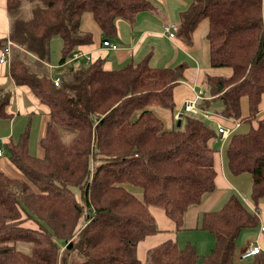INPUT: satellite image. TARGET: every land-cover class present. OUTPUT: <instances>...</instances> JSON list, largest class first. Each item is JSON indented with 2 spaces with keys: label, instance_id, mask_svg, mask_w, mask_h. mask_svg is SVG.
Wrapping results in <instances>:
<instances>
[{
  "label": "trees",
  "instance_id": "obj_1",
  "mask_svg": "<svg viewBox=\"0 0 264 264\" xmlns=\"http://www.w3.org/2000/svg\"><path fill=\"white\" fill-rule=\"evenodd\" d=\"M151 7L149 0H7L10 31L0 49L12 41L10 76L48 107V119L41 156L30 153L28 128L2 145L21 176L0 168V264H143L138 243L159 231L150 206L162 208L179 231L186 211L215 190L218 128L204 115L185 113L176 120L179 126L167 129L152 109L168 108L175 116L174 89L184 65L154 68L149 56L118 69H106L100 58L86 66L69 61L93 42L81 28L85 13L93 14L104 41L117 35L118 19L133 21ZM206 18L210 64L232 73L207 74L214 98L199 106L210 110L220 100L221 112L213 113L251 122L264 98V0H191L179 34L191 40ZM55 35L63 45L59 65L51 68ZM11 98L10 91L0 92V117L11 116ZM227 139L228 168L251 175L258 210L264 117ZM243 199L232 194L221 208L203 214L201 228L215 236L208 254L201 257L193 242L180 247L167 239L148 250L146 264H264V252L237 257L240 233L260 222L259 210Z\"/></svg>",
  "mask_w": 264,
  "mask_h": 264
},
{
  "label": "crops",
  "instance_id": "obj_2",
  "mask_svg": "<svg viewBox=\"0 0 264 264\" xmlns=\"http://www.w3.org/2000/svg\"><path fill=\"white\" fill-rule=\"evenodd\" d=\"M149 1L152 7L140 11L133 21L126 19L117 20L118 33L114 38H110L111 42L118 45L116 50L109 49L103 45L104 34L100 26L94 19L92 13H85L83 15L81 28L83 31L92 33L93 42L80 46L79 50L87 56H91V61L98 58L103 59L106 69H118L128 63L139 62L147 56H149L150 65L154 68L184 65V77L174 89V98L177 103L175 109L177 112L181 110L182 103L185 100L194 97L195 91L197 90H203L207 98H214V95L209 93V89L205 84L206 75L227 77L231 75L232 70L229 67H212L210 64L209 42L207 39V30L209 27L208 19H203L197 24L190 38L191 40L188 41L179 34V26L181 13L189 7L191 0ZM6 2L7 0H0V39L8 38L10 31V21L6 9ZM167 24H174V37H171L165 31V26ZM196 35H198L199 39L203 37L201 44L196 40ZM62 45V39L57 35L53 36L51 38V54L56 56V50H59L61 54ZM53 48H55V53L54 51L52 52ZM80 60L84 61L83 66L89 64L86 62L85 57H82ZM160 62H163L162 64L164 65H159ZM58 65L59 63L51 62L50 58L51 68ZM1 91H10L12 98L8 106V111L11 113V116L5 118L0 117V147L3 149V154L0 156V168L11 176L20 177L21 173L16 166L10 162L7 156V150L2 145H6L11 141H17L21 134L28 128L30 153L33 156H41L42 148L40 146V140L46 129L48 107L41 103L29 87L15 84L9 73V65L2 63H0V92ZM263 110L264 98L261 102V111ZM154 112L163 120L167 129L172 128L170 125L168 127L166 126L168 122L165 118L166 115L164 111L154 110ZM170 113L173 121H176L171 111ZM208 120L216 122V126L217 123L223 122L236 133L246 132H237L238 128L242 126V121L240 122V126L235 127L231 118L224 117L221 114L214 113L212 119ZM225 140L228 142L227 138ZM225 158V150L222 148V150L220 149L219 152L216 153V169L218 172L216 188L213 192L204 195L199 204L191 206L186 211L184 215V228L181 230H176L174 221L166 215L162 208L150 206V210L155 216L156 222L159 224H157L159 231L145 237L138 243L137 255L143 264H146L148 250L167 239L175 240L180 247H183L187 242H193L201 257L208 254L215 244V239L208 236L207 233H210L209 231L201 228L203 214L207 211L216 210L214 208L221 203L225 194L223 188L226 189V192L227 189L233 188L234 192L232 191L230 195H239L240 189L243 190L241 175L244 173L240 175L231 173ZM243 200L247 202L250 208H252V206L256 207L246 198ZM258 210L260 223L262 225L264 224V199L261 200ZM260 240V246L264 248V232L261 231ZM248 244H250V242ZM244 247L245 246H238L237 242V257Z\"/></svg>",
  "mask_w": 264,
  "mask_h": 264
},
{
  "label": "rangeland",
  "instance_id": "obj_3",
  "mask_svg": "<svg viewBox=\"0 0 264 264\" xmlns=\"http://www.w3.org/2000/svg\"><path fill=\"white\" fill-rule=\"evenodd\" d=\"M125 23V22H124ZM127 24V23H126ZM201 29V27H200ZM199 29V30H200ZM200 34V33H198ZM196 40L198 41L199 44H201V40L203 39V37H198V35H196ZM181 40V39H180ZM54 51L55 53V48H53L52 52ZM54 54H51L50 58H51V62L53 61L54 63H59V60H60V57H61V54H60V51L56 50V56ZM163 62H160L159 65H164L162 64ZM76 65L77 66H83L84 65V61L83 60H79L76 62ZM175 66V65H174ZM164 67V66H162ZM242 116H245L248 114V110H247V98L246 96H243L242 98ZM152 109L155 110V111H164L165 112V115H166V119H167V124L166 126L168 127L169 125L172 126V127H175L176 125L179 126V124L177 123V121H173L172 119V115L169 111L168 108H164V107H160V106H152ZM221 109H222V102L220 100H217V101H214L211 103V106H210V112H214V111H218L219 113L221 112ZM262 117H264V110L261 111L260 113H258L257 117L255 120L253 121H242V126L240 128H238L237 132H247L250 127L252 125H256L257 124V121L259 119H261ZM209 119H212V118H209ZM232 121L235 123L236 121L239 122V119H235V118H231ZM208 121V123L210 125H212L213 127H217L218 126V123H217V126H216V122L214 121H209L208 119H206ZM220 121V120H219ZM222 122V121H220ZM219 124H222L228 128H230L228 125H226L225 123H219ZM217 148L220 150H222V148L225 150V157H226V147H227V140L223 141L220 139H218L217 141V144H216ZM226 160V158H225ZM242 176V180H243V190L240 189V193L239 195L243 198L245 197L249 202H251V204L254 205V202L251 200V180H250V174L248 173H244ZM248 178V179H247ZM225 190V194L222 198V201L221 203L216 206L214 209H219L223 204L224 202L227 200V198L229 197L230 193L233 191V188H230V189H227V192H226V189L223 188ZM234 192V191H233ZM264 199V198H263ZM247 203V202H246ZM220 206V207H219ZM251 210H253V208H251ZM158 224V222H157ZM159 225V224H158ZM260 226H261V223L259 222V225L255 226V227H252V228H246L244 229L240 235H239V238H238V246H247V244L250 242L252 243H257V244H261V240H260ZM208 236H211L212 238L215 239L214 235L210 234V233H207ZM26 246H29L28 244ZM263 246V245H262ZM244 247V248H245ZM264 247V246H263ZM25 250H27L26 247H23ZM63 250H64V247H63ZM264 250V248H263Z\"/></svg>",
  "mask_w": 264,
  "mask_h": 264
},
{
  "label": "built area",
  "instance_id": "obj_4",
  "mask_svg": "<svg viewBox=\"0 0 264 264\" xmlns=\"http://www.w3.org/2000/svg\"><path fill=\"white\" fill-rule=\"evenodd\" d=\"M174 24H167L165 26V31L171 36L174 37L175 33L173 32ZM13 43L10 39H7V42L5 45L0 49V63L2 64H10L11 59V47ZM103 45L106 46L109 49L116 50L118 48V45L116 43L111 42L110 40H104ZM82 57H85L86 62H91V56H87L82 51L77 50L73 53L72 57L70 58V62L72 61H78ZM55 84L58 85L60 78L55 76L54 77ZM207 97L204 94L203 90H197L195 91L194 97L191 99H187L182 103V108L178 112L175 113L174 118L176 120H181L185 113H193L196 115H204L206 118H212L213 112H210L209 110H204L199 106V102L206 99ZM235 127L240 126V122L236 121ZM218 131L220 133L221 140H225L228 138V136L233 132V129L228 128L222 124H218L217 126ZM3 154V149L0 148V156ZM245 199V198H244ZM253 210L258 214V210L252 206ZM260 231L264 232V224L261 225ZM264 252L263 248L257 244V243H250L245 248H243L239 253L240 259H248L253 257L254 255Z\"/></svg>",
  "mask_w": 264,
  "mask_h": 264
},
{
  "label": "water",
  "instance_id": "obj_5",
  "mask_svg": "<svg viewBox=\"0 0 264 264\" xmlns=\"http://www.w3.org/2000/svg\"><path fill=\"white\" fill-rule=\"evenodd\" d=\"M180 123V122H179Z\"/></svg>",
  "mask_w": 264,
  "mask_h": 264
}]
</instances>
